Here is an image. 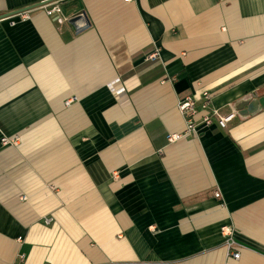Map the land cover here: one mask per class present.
Returning <instances> with one entry per match:
<instances>
[{
    "label": "crops",
    "instance_id": "crops-1",
    "mask_svg": "<svg viewBox=\"0 0 264 264\" xmlns=\"http://www.w3.org/2000/svg\"><path fill=\"white\" fill-rule=\"evenodd\" d=\"M48 1L0 19V264H264V0Z\"/></svg>",
    "mask_w": 264,
    "mask_h": 264
},
{
    "label": "built area",
    "instance_id": "built-area-1",
    "mask_svg": "<svg viewBox=\"0 0 264 264\" xmlns=\"http://www.w3.org/2000/svg\"><path fill=\"white\" fill-rule=\"evenodd\" d=\"M125 2H131L132 0H124ZM40 6L35 9H41L44 11L46 16L49 18L54 19L58 23H62V19H60L59 15H61L62 9L60 5V1H51L48 0H41ZM82 17L77 16L72 21L76 24L77 31H81L85 28L86 24H78V21H81ZM158 58V52L155 50L151 53L147 60H155ZM211 96L208 92H203L201 95L200 100L198 101L199 109H197V100H195L192 96H187L184 98L182 102L178 104V110L182 114L184 121H185V130L181 134H169L166 137L168 143H174L177 140L194 135L196 133V123L198 122V117H201V122L205 126H211L213 124V120L215 118V113L211 111L209 107ZM232 115L225 117V118H218L217 124L221 128H225L227 122L231 119ZM214 197L220 199V193L214 192ZM222 235L225 238V247L230 256L233 259H238L239 254L235 251L236 243L232 237V230L230 228H222Z\"/></svg>",
    "mask_w": 264,
    "mask_h": 264
},
{
    "label": "water",
    "instance_id": "water-1",
    "mask_svg": "<svg viewBox=\"0 0 264 264\" xmlns=\"http://www.w3.org/2000/svg\"><path fill=\"white\" fill-rule=\"evenodd\" d=\"M40 4H38L36 6H32L30 8L17 10L15 12H13L12 14H6L5 16H0V19L12 16V15H19V14L27 12L31 9L37 8L38 6H40ZM245 106L247 107L246 110L243 109ZM258 107H261L264 109V98H260L259 100L255 101L251 104L242 105L240 108H237V111H240L241 115H247V114H252L255 111H257Z\"/></svg>",
    "mask_w": 264,
    "mask_h": 264
},
{
    "label": "trees",
    "instance_id": "trees-1",
    "mask_svg": "<svg viewBox=\"0 0 264 264\" xmlns=\"http://www.w3.org/2000/svg\"><path fill=\"white\" fill-rule=\"evenodd\" d=\"M156 60V59H155Z\"/></svg>",
    "mask_w": 264,
    "mask_h": 264
}]
</instances>
